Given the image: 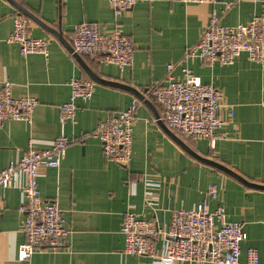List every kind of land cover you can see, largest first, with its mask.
I'll list each match as a JSON object with an SVG mask.
<instances>
[{"label":"crops","instance_id":"obj_1","mask_svg":"<svg viewBox=\"0 0 264 264\" xmlns=\"http://www.w3.org/2000/svg\"><path fill=\"white\" fill-rule=\"evenodd\" d=\"M262 2L216 0L206 5L145 0L115 16L108 0H0V88L8 81L14 98L37 100L29 122L8 120L0 128V170L27 152L30 143L43 150L59 135V106L68 100L70 78L94 84L91 100L77 102L76 123L65 127L72 143L60 167L39 168L41 197L57 201L69 231L66 245L20 259L21 191L0 188V264H152L148 257L123 252L120 228L126 213L167 228L173 212L196 207L209 185L218 191L208 202L209 210L222 207L228 221L243 224L247 238L241 245L240 263L246 262V248L253 247L264 264V190L212 165L264 186V70L245 54L231 65L197 59L180 63L210 15L226 26L246 24L260 13ZM228 3L232 5L226 9ZM16 15L28 20L30 36L48 40L47 57H22L17 46L8 42ZM83 23L97 24L105 36L119 28L134 44L132 63L121 72L114 64L104 65L84 55L77 59L72 34ZM169 64L174 65V79L181 80L182 68L187 67L202 83L222 93L233 110L232 116L227 108L220 112L223 125L217 133L222 139L211 147L204 139L181 138L163 124L162 108L149 100L136 111L129 164L107 161L102 143L88 134L138 99L135 92L144 96L152 85L165 83ZM15 183L22 184V178ZM163 243L157 239L158 251Z\"/></svg>","mask_w":264,"mask_h":264},{"label":"built area","instance_id":"obj_2","mask_svg":"<svg viewBox=\"0 0 264 264\" xmlns=\"http://www.w3.org/2000/svg\"><path fill=\"white\" fill-rule=\"evenodd\" d=\"M145 0H108L115 16L131 10ZM184 4L212 5L216 0H179ZM232 3L225 4L229 9ZM8 42L18 48L20 56L30 54L48 55V40L30 36V25L22 15L13 18L12 32ZM72 53L84 55L107 65L114 64L122 72L133 60L134 44L119 28L109 36L100 32L95 23H83L72 34ZM241 54L257 63L264 70V0L261 11L246 24L226 26L219 18L210 15L208 23L197 42L186 49L183 62L197 59L202 63L231 65ZM173 64L167 66L165 83L152 85L144 100H154L163 110L162 122L181 138L204 139L211 147L222 139L217 131L223 125L220 117L225 104L222 93L211 84L202 83L187 67L182 68V79L171 75ZM68 100L59 106V135L46 149L35 150L29 144L27 152L9 161L0 170V188L16 187L21 191L17 212L22 215L20 232L24 241L18 247L22 260L33 254L58 251L66 245L69 231L57 201H44L38 188L39 168L60 167L67 146L72 143L65 134L67 124L76 123L77 102H88L94 92L90 80L72 77L68 81ZM11 84L4 81L0 88V128L8 120L29 122L37 100L26 96L14 98ZM143 101L132 99L125 110L116 112L102 121L88 137L102 143L104 158L118 165L131 160L132 135L135 115ZM22 184H16V178ZM216 186L209 185L204 199L192 209L173 212L167 228H159L154 221L138 218L128 212L124 216L120 232L124 237L125 254L144 256L152 264L211 263L241 264V245L246 241L241 222L228 221L222 207L210 211L208 202L217 197ZM157 239L164 241L161 251L156 248ZM245 264H260L259 254L253 247L245 250Z\"/></svg>","mask_w":264,"mask_h":264},{"label":"water","instance_id":"obj_3","mask_svg":"<svg viewBox=\"0 0 264 264\" xmlns=\"http://www.w3.org/2000/svg\"><path fill=\"white\" fill-rule=\"evenodd\" d=\"M74 56H75L77 59L79 58L77 54H74ZM127 89H129V88H127ZM129 90H130V91H133V90H131V89H129ZM135 94L137 95V97H138L139 100L143 101V103L149 104V101H148V100H144V96H143L142 94H140V93H136V92H135ZM212 165L215 166V167H217V168H220L221 170H223V171H225V172H227V173H229V174H231V175H233V176H235V177H236L237 179H239L242 183H244V184H246V185H248V186H251V187H255V188H257V189L264 190V186H260V185H255V184L248 183V182H246L244 179H242L241 177H239V176H237L236 174L230 172V170H228V169H226V168H224V167H222V166H219V165H217V164H215V163H212Z\"/></svg>","mask_w":264,"mask_h":264}]
</instances>
